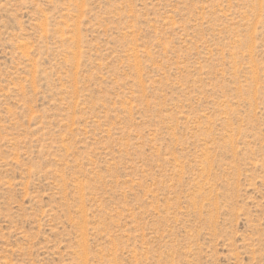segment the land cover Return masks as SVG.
I'll use <instances>...</instances> for the list:
<instances>
[{
  "label": "rangeland",
  "instance_id": "1",
  "mask_svg": "<svg viewBox=\"0 0 264 264\" xmlns=\"http://www.w3.org/2000/svg\"><path fill=\"white\" fill-rule=\"evenodd\" d=\"M0 264H264V0H0Z\"/></svg>",
  "mask_w": 264,
  "mask_h": 264
}]
</instances>
